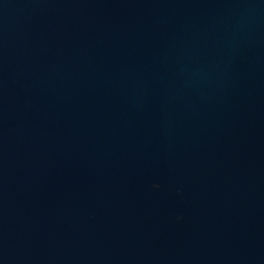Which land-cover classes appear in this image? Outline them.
Here are the masks:
<instances>
[{
    "label": "water",
    "instance_id": "95a60500",
    "mask_svg": "<svg viewBox=\"0 0 264 264\" xmlns=\"http://www.w3.org/2000/svg\"><path fill=\"white\" fill-rule=\"evenodd\" d=\"M0 264H264V0H0Z\"/></svg>",
    "mask_w": 264,
    "mask_h": 264
}]
</instances>
